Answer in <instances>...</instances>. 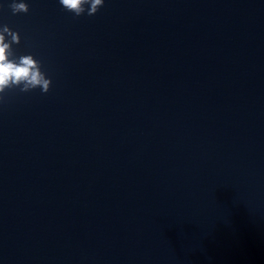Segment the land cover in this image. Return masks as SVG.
Wrapping results in <instances>:
<instances>
[{
	"label": "water",
	"instance_id": "95a60500",
	"mask_svg": "<svg viewBox=\"0 0 264 264\" xmlns=\"http://www.w3.org/2000/svg\"><path fill=\"white\" fill-rule=\"evenodd\" d=\"M11 2L0 264H264V0Z\"/></svg>",
	"mask_w": 264,
	"mask_h": 264
},
{
	"label": "clouds",
	"instance_id": "9594fccd",
	"mask_svg": "<svg viewBox=\"0 0 264 264\" xmlns=\"http://www.w3.org/2000/svg\"><path fill=\"white\" fill-rule=\"evenodd\" d=\"M59 3L75 16L85 12L92 16L103 6L104 0H59ZM9 6L13 14L29 11L25 0H12ZM19 42L20 35L17 31L7 24L0 27V102L5 99L9 89L19 88L21 92H28L39 88L42 93H47L52 84L51 77L41 70V62L32 54L15 55L12 45Z\"/></svg>",
	"mask_w": 264,
	"mask_h": 264
}]
</instances>
